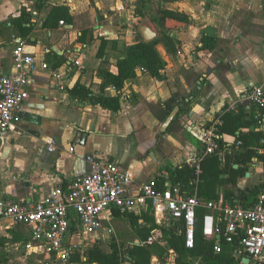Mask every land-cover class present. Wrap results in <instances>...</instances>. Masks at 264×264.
Masks as SVG:
<instances>
[{"label":"crops","instance_id":"crops-1","mask_svg":"<svg viewBox=\"0 0 264 264\" xmlns=\"http://www.w3.org/2000/svg\"><path fill=\"white\" fill-rule=\"evenodd\" d=\"M138 1L0 0V76L16 70L13 50L19 39L26 42L27 51L40 65L31 77L30 97L18 111L14 129L0 137V201L27 204L47 200L55 188L67 189L77 176L92 170L87 160L90 155L132 172L134 187L163 176L168 166L189 163L196 168L207 156V144L201 138L205 132L215 131L228 146L235 143L233 135L219 132L221 116L230 110L243 109L245 118L253 121L244 132H264V112L249 99L255 87L264 88V0H175L162 7L186 17L166 18L165 29L159 36L157 33V50L166 64L165 79L137 69V76L127 80L121 90L104 87L99 69L117 72L119 59L139 34L143 37L141 27L148 25L143 23L136 31L134 19L129 17ZM151 1L159 5V0ZM55 5L70 9L72 24L60 20L45 27ZM23 8L27 19L20 22L17 17ZM205 35L215 37L213 48L203 46ZM168 36L176 45L175 52L168 46ZM103 38L107 40L105 56L99 57ZM55 72L62 78H56ZM77 84L94 95H120V110L80 99L72 93ZM174 110L175 118L164 127ZM79 132L85 138L78 140ZM191 137L199 141L198 147ZM257 151L264 155V146ZM262 182L264 162L255 156L237 187L225 184L219 190L248 192ZM1 210L0 257L10 261L0 264H13L23 253L21 245L29 250L39 246L32 247L30 230L4 218ZM125 216L116 213L105 218L104 228L97 234H108L105 225ZM85 234L74 229L71 239ZM170 253V262L175 264L174 251ZM234 255L242 259L244 252L238 249Z\"/></svg>","mask_w":264,"mask_h":264},{"label":"built area","instance_id":"built-area-1","mask_svg":"<svg viewBox=\"0 0 264 264\" xmlns=\"http://www.w3.org/2000/svg\"><path fill=\"white\" fill-rule=\"evenodd\" d=\"M26 46V42L19 39L13 50L16 70L0 76V137L14 129L17 113L30 97L31 77L40 68L35 55L27 51ZM76 64L81 65L79 61ZM54 76L62 78L59 72ZM249 99L263 108L264 88L255 87ZM201 138L207 144L205 155L214 153L220 139L218 134L211 130ZM87 160L91 163L90 172L77 176L67 189L55 188L45 201L27 204L0 201L4 218L30 230L32 247L34 244L42 246L59 260L67 262L70 249L77 246L71 241L74 229L92 234L103 227L105 218L114 217L116 213H139L151 207L156 222L178 224L179 230L184 232L186 247L193 249L198 213L203 210V233L207 239L215 240L216 252L223 250L224 240L235 246L236 252L242 246L244 256L251 264L264 261V193L248 203L204 199L198 195L200 165L196 166L197 177L192 193L168 177L163 185L160 177H155L134 187L133 173L118 163L93 155ZM155 232L147 243L156 241Z\"/></svg>","mask_w":264,"mask_h":264},{"label":"trees","instance_id":"trees-1","mask_svg":"<svg viewBox=\"0 0 264 264\" xmlns=\"http://www.w3.org/2000/svg\"><path fill=\"white\" fill-rule=\"evenodd\" d=\"M160 13L161 17L165 19H186L180 13L162 7ZM26 17V10L23 8L17 20L23 22L27 19ZM60 20H64V22L69 24L73 23L70 9L63 5H55L45 21V27H53ZM166 40L170 49L175 52L176 45L173 39L168 36ZM212 41H216L215 37L206 35L202 37L204 47L213 48ZM159 42L160 38L146 42L139 34L136 41L128 47L126 55L119 59L117 72H112L106 67L99 69L104 87L112 86L118 91L121 90L127 80L137 76V69H142L160 80L165 79L163 70L166 64L157 50ZM106 45L107 40L103 38L98 52L99 57L105 56ZM72 93L82 100L85 98L89 99L114 112L119 111L121 108L120 95L107 96L104 93L94 95L91 89L81 84L75 85ZM171 104L172 102L169 103V105ZM262 111L264 112V107ZM221 120L223 123L219 128V132L233 135L235 143L228 146L223 139H219L215 152L202 159L198 195L207 200H223L231 204L236 203V201L248 203V199L253 201L260 193H264V182L250 187L248 192L244 189L236 192L232 188L221 192L219 188L225 184H232L233 187H237L239 177L245 173L253 157L257 156L264 162V155L259 154L257 151L258 147L264 146L262 142L264 132L255 130L244 132L243 129L250 128L253 121L245 118V111L240 108L236 111L230 110L224 113L221 116ZM238 131H240L239 134H237ZM238 143H240L239 150L235 151L234 148ZM235 165H238V167ZM225 175L227 176L226 178L224 177ZM165 177L171 178L174 184L183 185L185 189L192 193L194 189L193 182L197 177L196 168L189 163H185L182 166H168L163 177H160L161 185H163ZM151 211L152 208L148 207L146 211L126 215L135 228L136 237L140 240L139 243L134 242L126 248H120L114 243L109 251L96 245L87 252L86 261H82L80 255L74 257L73 260H80L82 264H125L127 262L130 264H153L154 252L158 250V256L162 261L160 264H172L168 258L171 256L170 250H173L174 254H176L174 257L175 264H190L188 261L189 255L200 258L209 264H244L241 258L234 255L236 247L226 243L224 240H222L223 250L221 252L215 251V240L207 239L203 233V210L198 213L199 221L193 249L186 247L184 232L179 230L178 224H157ZM155 229L156 234H160V238L163 239L164 246H161L159 242L156 243V241L147 243L148 238ZM260 264H264V261Z\"/></svg>","mask_w":264,"mask_h":264},{"label":"rangeland","instance_id":"rangeland-1","mask_svg":"<svg viewBox=\"0 0 264 264\" xmlns=\"http://www.w3.org/2000/svg\"><path fill=\"white\" fill-rule=\"evenodd\" d=\"M174 1L175 0H159V5H157L155 1L139 0L136 3V7L132 14L129 13V17L134 19L132 24H134L135 30L137 31L141 24L147 23L152 30L158 33L159 36L162 29H165V18L161 17L158 9L161 7H168ZM190 141L194 146L198 147L199 141L196 138L191 137ZM105 228L107 229L108 234L101 236L97 234L99 230L93 232L91 235H81L79 238L72 236L71 241H75L77 246L75 249H70V258L67 262L59 260L52 252L44 249L42 246L29 250L26 248L27 246L25 247L21 245L19 248L22 249L21 252L23 253H20L21 255L14 259L13 264H82L80 260L74 261L73 258L80 255L82 261H86L87 252L96 245L106 251H109L114 243L120 248H126L136 242L135 239L137 237L135 234V228L132 226L130 219L126 216L119 217L112 225H105ZM155 239L156 243L159 242L161 246L165 245L163 239L160 238V234H156V232ZM154 253L153 259L157 258L154 263L160 264L162 261L158 256V250H155ZM174 255L176 256V254ZM168 259H171V257ZM0 261H10V258H3L1 256ZM188 261L190 264H209L200 258L190 255L188 256Z\"/></svg>","mask_w":264,"mask_h":264},{"label":"water","instance_id":"water-1","mask_svg":"<svg viewBox=\"0 0 264 264\" xmlns=\"http://www.w3.org/2000/svg\"><path fill=\"white\" fill-rule=\"evenodd\" d=\"M141 33H142V35L144 37V40L146 42L153 41L157 37V32L152 30L148 25H143L141 27ZM176 113H177V111L174 110L169 115V117L167 118V120L164 123V127H167L173 121V119L175 118ZM253 128H254V126H253ZM85 136L86 135L84 133L79 132L78 133V140L85 138ZM239 250H240V253L243 254V247L242 246H239ZM242 262L244 264H250V259L248 257H246V256H243L242 257Z\"/></svg>","mask_w":264,"mask_h":264}]
</instances>
